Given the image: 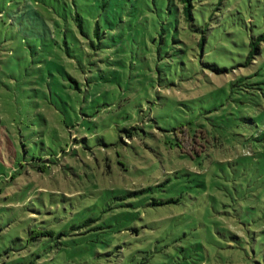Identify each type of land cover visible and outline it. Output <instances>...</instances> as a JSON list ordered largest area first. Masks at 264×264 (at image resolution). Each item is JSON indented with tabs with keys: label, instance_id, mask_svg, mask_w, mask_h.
Instances as JSON below:
<instances>
[{
	"label": "rangeland",
	"instance_id": "rangeland-1",
	"mask_svg": "<svg viewBox=\"0 0 264 264\" xmlns=\"http://www.w3.org/2000/svg\"><path fill=\"white\" fill-rule=\"evenodd\" d=\"M191 3L0 0V264H264V0Z\"/></svg>",
	"mask_w": 264,
	"mask_h": 264
},
{
	"label": "trees",
	"instance_id": "trees-1",
	"mask_svg": "<svg viewBox=\"0 0 264 264\" xmlns=\"http://www.w3.org/2000/svg\"><path fill=\"white\" fill-rule=\"evenodd\" d=\"M181 2L183 3V6H182V12L184 13V15L186 17H190V10H191V7H192V3H191V0H181ZM26 12H33L32 9H27L25 10ZM24 13V12H23ZM33 14V13H32ZM21 15V14H20ZM32 16V15H31ZM22 17V16H21ZM34 18V16H32ZM35 23H38L39 26H41V19L40 18H37V16L34 18ZM44 26H46V28H48V25L44 24ZM51 27V26H50ZM53 28H55V25H53ZM259 40L260 38L259 37H256L255 39L254 38H251L250 41H249V49L247 51V55L245 57V61L240 63L239 65L241 66H248L249 63H252V60L254 59V55L257 54V52H259ZM201 43V41L199 42ZM212 69L214 71H217V72H226L228 69H227V66H216V65H213L212 66Z\"/></svg>",
	"mask_w": 264,
	"mask_h": 264
}]
</instances>
